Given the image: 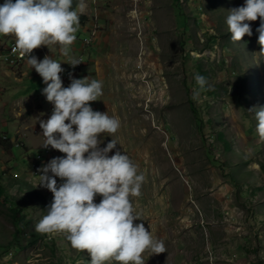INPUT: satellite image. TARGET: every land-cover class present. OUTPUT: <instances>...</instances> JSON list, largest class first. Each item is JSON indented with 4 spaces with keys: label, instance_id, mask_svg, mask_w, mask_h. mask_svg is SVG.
<instances>
[{
    "label": "rangeland",
    "instance_id": "374dc122",
    "mask_svg": "<svg viewBox=\"0 0 264 264\" xmlns=\"http://www.w3.org/2000/svg\"><path fill=\"white\" fill-rule=\"evenodd\" d=\"M84 2L70 53L82 68L62 64L61 78L64 87L70 78L102 81L91 107L120 120L100 147L114 140L109 155L121 150L146 177L132 197L136 223L166 247L145 252L146 264H264V138L249 112L264 107L259 18L250 37L234 42L227 12L245 0ZM32 55L66 61L53 46ZM197 74L207 90L193 100ZM44 87L27 61L19 70L0 66V264H90L64 234L36 231L52 194L35 188V175L63 155L42 147L39 121L53 109ZM15 205L29 224L12 234Z\"/></svg>",
    "mask_w": 264,
    "mask_h": 264
},
{
    "label": "clouds",
    "instance_id": "9594fccd",
    "mask_svg": "<svg viewBox=\"0 0 264 264\" xmlns=\"http://www.w3.org/2000/svg\"><path fill=\"white\" fill-rule=\"evenodd\" d=\"M73 2L4 0L0 4V36H14L13 51L26 58L13 69H21L27 61L46 85L41 94L53 106L50 117L39 121L44 137L42 147L63 154L52 158L35 175V188L52 194L36 231L64 234L73 249L87 253L90 264H146L145 252L166 253L164 242L155 238L143 223H136L141 220L132 197L141 196L146 177L121 150L109 155L116 149L114 140L100 147L104 133L118 132L120 120L91 107L90 102L103 95L102 81L90 80L88 76L70 78L69 86L64 87L61 79L62 64L73 68L81 64L70 53L86 5L84 0H75L73 9ZM227 13V31L234 42L250 37V22L259 18L256 31L264 51V0H245L242 6ZM49 46L58 48L66 61L50 55L39 60L32 55L34 49ZM194 79L198 87L193 89L192 99L197 100L207 90V80L200 74ZM249 112L257 121L259 136L264 138V107Z\"/></svg>",
    "mask_w": 264,
    "mask_h": 264
},
{
    "label": "built area",
    "instance_id": "2783aa9c",
    "mask_svg": "<svg viewBox=\"0 0 264 264\" xmlns=\"http://www.w3.org/2000/svg\"><path fill=\"white\" fill-rule=\"evenodd\" d=\"M1 39L2 38H0V41ZM14 46L15 44L5 46L0 43V66H5L13 69L19 67L22 60H26V58L22 57L19 52L13 51ZM80 61L82 62V59H80ZM76 68L81 69V64L77 65Z\"/></svg>",
    "mask_w": 264,
    "mask_h": 264
},
{
    "label": "trees",
    "instance_id": "16d2710c",
    "mask_svg": "<svg viewBox=\"0 0 264 264\" xmlns=\"http://www.w3.org/2000/svg\"><path fill=\"white\" fill-rule=\"evenodd\" d=\"M82 20V19H81ZM1 189V188H0ZM2 193V189L0 191V194ZM14 210L10 212V222L12 224V226L14 227L15 231L12 234H15L16 231H21L24 228H26L29 224L28 221H25L24 217L21 216L20 211L18 210V206L15 205L14 206ZM6 234V229L4 228V226L0 223V238L1 240L5 237ZM34 240L31 243H35L38 240V237L34 236L33 237ZM1 247V244H0Z\"/></svg>",
    "mask_w": 264,
    "mask_h": 264
},
{
    "label": "bare ground",
    "instance_id": "6f19581e",
    "mask_svg": "<svg viewBox=\"0 0 264 264\" xmlns=\"http://www.w3.org/2000/svg\"><path fill=\"white\" fill-rule=\"evenodd\" d=\"M23 61H24V60H22L21 63H22ZM154 143H155V142H154ZM155 144H157V143H155Z\"/></svg>",
    "mask_w": 264,
    "mask_h": 264
}]
</instances>
